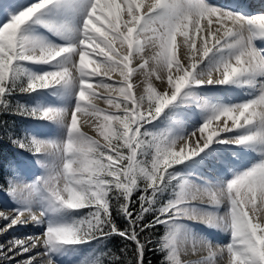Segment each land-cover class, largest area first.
Here are the masks:
<instances>
[{
	"label": "snow or ice",
	"instance_id": "snow-or-ice-1",
	"mask_svg": "<svg viewBox=\"0 0 264 264\" xmlns=\"http://www.w3.org/2000/svg\"><path fill=\"white\" fill-rule=\"evenodd\" d=\"M257 40L264 42V12L215 0H0V113L12 111L15 93L29 94L34 105L16 111L56 125L57 134H7L44 172L31 183L0 184L15 202L0 207V236L16 226L41 232L0 243V264H41L37 257L54 264L114 236L132 247L126 264H146V250L162 253L161 264H218L225 252L227 264H264V47ZM46 95L64 99L49 104ZM226 154L256 159L230 160L214 181L197 175ZM185 219L230 234V242L214 246ZM157 226L166 232L153 241ZM189 252L207 255L182 260ZM83 264L125 261L112 254Z\"/></svg>",
	"mask_w": 264,
	"mask_h": 264
},
{
	"label": "trees",
	"instance_id": "trees-1",
	"mask_svg": "<svg viewBox=\"0 0 264 264\" xmlns=\"http://www.w3.org/2000/svg\"><path fill=\"white\" fill-rule=\"evenodd\" d=\"M10 99L13 106L12 111L0 113V184H2L4 180H7L13 176L14 166L27 161L26 154H29L27 151L21 150L11 144L8 140L7 134L12 133L14 135L23 137L27 130L33 131L37 124V121L30 117L20 115L16 111L17 105H34L35 101L29 98V94L22 95L20 93H15ZM32 131H27V134H30L31 136ZM135 195L136 194H134V198ZM149 219H151V217H149ZM117 220L121 225L124 224L122 218L117 217ZM165 232L166 229L164 226H157L151 233H149V235L153 241H156L160 239L165 234ZM155 247V243L149 245V249H154ZM76 250L81 254V256L85 257L87 255H92L93 258L99 257L102 262L106 261L112 254L119 256L125 261V264L128 260L133 258L132 247L125 249V242L116 236L112 237L102 245H97V243L93 241L91 244L77 246ZM163 259L164 256L162 253L154 250H146V264L148 261H150L151 264H161Z\"/></svg>",
	"mask_w": 264,
	"mask_h": 264
},
{
	"label": "bare ground",
	"instance_id": "bare-ground-1",
	"mask_svg": "<svg viewBox=\"0 0 264 264\" xmlns=\"http://www.w3.org/2000/svg\"><path fill=\"white\" fill-rule=\"evenodd\" d=\"M215 3L218 5H224L226 7L232 8L234 10L237 11H243L245 14H255L258 13L259 10L264 9V0H215ZM67 17H58V19H65ZM32 30L46 36L47 38L51 39V40H56L55 36H52L51 34L47 33L41 26L38 25H32ZM182 40L183 38L178 36L177 37V55L178 57L181 56V50H182ZM258 45H261V47H264V42H261L259 40H257L256 42ZM153 52L151 46L149 45L147 50H146V54L147 55H151ZM112 80H117L119 79V75L118 73H114L111 76ZM94 90H96L97 92H100L102 95L106 94L103 92V90L101 89H96L95 85H94ZM115 95V93H113ZM64 98L63 97H55V96H51L49 95V104L54 103V102H60L62 101ZM69 103H71V101H68ZM96 103L98 104L99 107L102 108H107L108 106L106 104L103 103V101H96ZM46 125H48L49 130L54 133L56 132V125L54 124H50V122L47 121H43ZM78 122L81 125V130L85 131L86 133H88L89 135H95L94 131L90 128V126L85 125L84 122V118L82 117H78ZM216 127V124H213L212 126H210L209 131H211L213 128ZM188 131H190V127L188 129ZM205 135H207V133H205ZM57 137L52 135L51 139H56ZM98 139H101L100 137H97ZM226 156V155H225ZM255 157L254 155H245L242 157V159H239L236 156H232L230 158L231 162H239V163H243L246 164V159L248 158H252ZM229 158L228 160L226 158L222 159L221 164H219V167L221 171H224L229 162H230ZM41 166V165H40ZM42 168V167H41ZM216 165H215V169ZM197 175L199 174H203V176H205L206 179L212 180L214 181V177H212V173L209 170H204L202 167L199 168L196 171ZM211 176V177H210ZM197 182L199 183L200 181L197 180ZM7 195H9L6 192ZM10 196V195H9ZM13 202V204H15V202L13 200H11ZM11 202V203H12ZM9 203V204H11ZM8 204V203H7ZM7 204L4 205H0V207H8ZM10 207V206H9ZM225 209L222 207L220 209L221 212H223ZM264 215V214H262ZM184 224H186L190 229L194 230L195 232H197L198 234H200L201 236H205L208 239L211 240L212 244L215 245H220L222 246V244L225 243L227 237H230V234L225 233L223 231L217 230V229H211L208 228L204 222L202 220H188L185 219L183 221ZM41 232V229L39 227H35L33 225H27V226H16V228H14L13 230H9L7 233L3 234L2 236H0V243H6L9 240H12L13 238H24L27 236H33V235H39ZM191 246L189 245V248ZM41 251H43V249H41ZM35 254V252L33 253ZM207 255L206 252H201L198 253L197 255H192L191 252H189L188 255H181V259L185 260V261H197L201 258V256ZM25 258H27V254H25ZM37 259L41 260V264H46V258H41V257H37ZM218 260V264H227V253L225 252L224 255V259L220 260L219 257L217 258ZM54 264H60L58 261H56L53 258Z\"/></svg>",
	"mask_w": 264,
	"mask_h": 264
},
{
	"label": "rangeland",
	"instance_id": "rangeland-1",
	"mask_svg": "<svg viewBox=\"0 0 264 264\" xmlns=\"http://www.w3.org/2000/svg\"><path fill=\"white\" fill-rule=\"evenodd\" d=\"M258 12H264V9L259 10ZM253 14V13H252ZM32 27V26H31ZM21 94V93H20ZM22 95H27V94H22ZM35 95V94H34ZM44 99L47 101V103H49V95H46L44 97ZM33 104H29L27 106L31 107ZM191 131V128H190ZM38 134V138L39 139H51L52 135L57 137L56 132L52 133L49 130L48 125H46L43 121H37V124L35 126V128L33 129V132H31V135H36ZM30 135V134H29ZM29 153V152H28ZM27 156V161H24L20 164H16L14 166L15 169H18V171H14V175L12 178L19 180L21 182H26V183H31L35 180V178L39 175H42L44 172V169L41 168L40 164L36 163V157L33 156L31 153L26 154ZM223 158H226L228 160V155L226 154V156H224ZM222 158V159H223ZM256 159V157H252V158H248L246 159V164H250L251 162H253ZM192 162H189V164H191ZM223 163L222 160L219 163H212L211 165H209L208 167H202L204 170H209L212 173V177L215 176L213 174V172L215 170H220L219 164ZM215 165L216 168L215 169ZM183 167V166H181ZM13 168V169H14ZM199 168L196 169V171ZM221 171V170H220ZM231 174L229 173V178H230ZM211 177V176H210ZM12 198L11 196L6 194V191L4 190H0V205H4L7 204V206L11 207L14 206L13 202L11 201ZM12 202V203H11ZM11 203V204H9ZM228 242H230V237H227L226 241L223 245L227 244ZM56 261H58L60 264H83V262L90 260L93 258L92 255H87V256H81V254L75 250V251H69L67 254L65 255H60V256H56L53 257Z\"/></svg>",
	"mask_w": 264,
	"mask_h": 264
}]
</instances>
